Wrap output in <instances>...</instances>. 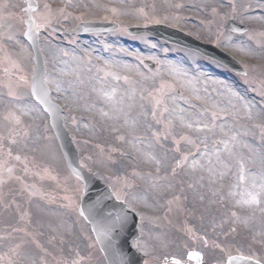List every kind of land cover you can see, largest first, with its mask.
I'll list each match as a JSON object with an SVG mask.
<instances>
[{"label": "rangeland", "instance_id": "obj_1", "mask_svg": "<svg viewBox=\"0 0 264 264\" xmlns=\"http://www.w3.org/2000/svg\"><path fill=\"white\" fill-rule=\"evenodd\" d=\"M35 1L53 99L81 163L139 215L134 244L146 263L264 260V0ZM24 7L0 0V264H105L76 217L81 184L29 93ZM230 18L246 31H227ZM80 21L119 27L64 34ZM152 23L213 43L245 73L126 33Z\"/></svg>", "mask_w": 264, "mask_h": 264}, {"label": "water", "instance_id": "obj_2", "mask_svg": "<svg viewBox=\"0 0 264 264\" xmlns=\"http://www.w3.org/2000/svg\"><path fill=\"white\" fill-rule=\"evenodd\" d=\"M34 9V2L28 0V8L26 9L28 19L25 20L27 30L24 38L30 44L33 52L34 67L30 80V91L34 100L42 106L49 116L50 125L56 135L68 169L83 183L78 212L90 224L106 264H143V257L133 247V241L138 237L136 230L137 215L123 203L116 201L108 187L102 184L95 175L80 166L77 150L63 123L62 107L50 98L49 88L44 81L45 68L30 18V13ZM227 27L232 30H244L232 20L228 22ZM115 28L116 26L113 24L86 23L80 24L74 32L76 34L105 32ZM129 33H147L170 44L195 50L233 71L239 72L240 70L238 63L218 48L203 44L176 29L157 25L147 28H132ZM227 264L256 263L244 258L233 257L228 260Z\"/></svg>", "mask_w": 264, "mask_h": 264}, {"label": "snow or ice", "instance_id": "obj_3", "mask_svg": "<svg viewBox=\"0 0 264 264\" xmlns=\"http://www.w3.org/2000/svg\"><path fill=\"white\" fill-rule=\"evenodd\" d=\"M242 179H243V177H242ZM252 202H255V199H253Z\"/></svg>", "mask_w": 264, "mask_h": 264}]
</instances>
